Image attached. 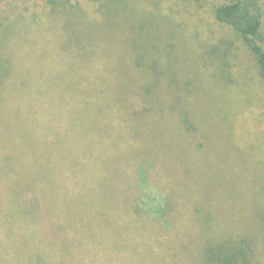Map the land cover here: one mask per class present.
I'll use <instances>...</instances> for the list:
<instances>
[{
	"label": "rangeland",
	"instance_id": "1",
	"mask_svg": "<svg viewBox=\"0 0 264 264\" xmlns=\"http://www.w3.org/2000/svg\"><path fill=\"white\" fill-rule=\"evenodd\" d=\"M223 2L0 0V165L48 167L21 192L60 264H264V79Z\"/></svg>",
	"mask_w": 264,
	"mask_h": 264
},
{
	"label": "trees",
	"instance_id": "2",
	"mask_svg": "<svg viewBox=\"0 0 264 264\" xmlns=\"http://www.w3.org/2000/svg\"><path fill=\"white\" fill-rule=\"evenodd\" d=\"M214 17L217 22L230 27L239 34L244 46L255 60L260 78L264 79V33L261 31L262 12L258 0H224L215 8ZM2 40L3 38L0 39V42ZM11 68V65L0 60V82L6 79V74L12 73ZM29 155L33 159L37 154L22 151L17 155L19 157L16 162L9 159L0 165V181L2 180L6 185L5 191L1 192L0 201L5 202L9 207L5 217L9 233L20 240V248L15 247L16 252L19 253L17 264H60L62 262L56 260L53 254L54 246L52 244L55 243L48 241V237L42 235L43 232L41 229L39 231L37 227L39 224L40 227L49 231V227L46 228L47 212L43 199L41 200L39 197L28 199L21 192L26 188L24 182L26 185H30L31 181L35 180L36 185L37 182L44 180L43 184L46 187V182L49 181V178L47 179L49 176L48 167L45 164L36 166L34 161L28 158ZM25 159L31 160L27 167L17 164ZM32 167L36 170H32ZM38 169H41L42 172L38 173ZM9 173L14 174L15 179L11 183L8 182L7 185L5 177L9 176ZM160 210L163 211L161 205L158 206V211L155 214L160 213ZM147 214L151 216L148 212ZM155 214L151 217L160 220L161 215ZM62 227H57V234L62 232ZM50 231L54 235L57 232L55 227H52ZM205 257L211 264L232 263L228 256L223 257L211 249L206 251Z\"/></svg>",
	"mask_w": 264,
	"mask_h": 264
}]
</instances>
